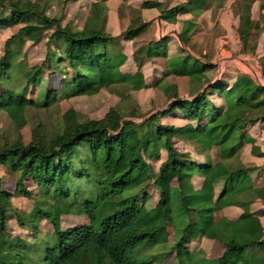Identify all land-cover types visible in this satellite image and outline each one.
Segmentation results:
<instances>
[{
    "label": "trees",
    "instance_id": "16d2710c",
    "mask_svg": "<svg viewBox=\"0 0 264 264\" xmlns=\"http://www.w3.org/2000/svg\"><path fill=\"white\" fill-rule=\"evenodd\" d=\"M108 1L93 4L84 22L76 26L72 22L64 25L63 17H50L47 3L0 0V30L22 25L6 41L0 60V111L7 113L16 132L27 125L31 108L49 109L56 101L94 96L102 90L126 98V93L151 87L141 71H122L127 57L121 53L120 38L108 31ZM208 1L186 0L190 8L184 11L193 20L184 23L183 44L192 40ZM214 1L219 9L227 2ZM239 1L246 8L240 30L246 45L252 29L264 31V14L255 22V0ZM184 7L166 10L163 3L146 2L134 11L158 10L163 19L170 20ZM260 9L264 12V0ZM149 27L143 19H136L123 37L133 40ZM49 31L53 33L46 41L44 62L34 67L18 62L27 42L38 43ZM167 43L168 39L142 48L137 59L168 58ZM168 61L170 71L165 77H189L190 98L180 97L177 88L163 78L156 85L171 100L169 107L140 123L125 120L119 109L112 108L102 120H76L48 144L41 143L40 131H35L28 145L21 140L0 143V166L16 174V194L32 199L26 186L31 179L41 195L34 210L22 214L12 209L14 196L3 190L0 178V264H155L161 256L149 255L147 250L165 241L169 225L175 230L172 250L180 263L264 264L259 255L264 250V210H253L257 202L264 205V186L255 185L254 169L239 160L247 146L254 157L264 159L256 140L246 134L248 127L264 124V86L246 76L232 86L223 80L213 82L214 66L191 54ZM47 72L61 76L60 86L49 85ZM18 75L24 79L20 90L14 83ZM32 91L36 98L31 97ZM179 114L190 124L183 128L161 124ZM177 138L191 144L204 156L202 161H195L192 152L178 150ZM163 151L167 159L155 172L147 160L160 159ZM196 176L204 179L199 190L192 181ZM151 187L159 193L154 208L147 206ZM230 207L242 210L238 220L216 219L218 211ZM63 215L84 216L88 224L64 231ZM11 219L31 236H13ZM39 219L52 226L49 239H41ZM201 238L221 243L223 256L209 260L201 255L204 251H192L191 242ZM140 249L142 255L133 257Z\"/></svg>",
    "mask_w": 264,
    "mask_h": 264
},
{
    "label": "rangeland",
    "instance_id": "374dc122",
    "mask_svg": "<svg viewBox=\"0 0 264 264\" xmlns=\"http://www.w3.org/2000/svg\"><path fill=\"white\" fill-rule=\"evenodd\" d=\"M20 0L21 4L27 2L46 4L47 14L50 17H63L64 24L68 22L74 23L76 26H80L86 16L90 13L93 4L100 0ZM139 4L141 2H150L149 0H127V3L122 5L120 0L110 2V6L117 12L119 20H114V23L109 20L110 32L112 35L120 36L124 34L130 21H135L138 17L143 18L144 21H149L152 18L161 17V13L158 10H142L140 13H136L134 10L140 8L131 7V2ZM155 3H163L167 10L179 8L186 0H153ZM261 0H255L252 6V15L255 22L260 21L261 10L259 8ZM259 2V3H258ZM258 3V4H257ZM122 5V6H121ZM180 5V6H179ZM121 6V7H120ZM179 6V7H178ZM245 5L239 0H227L223 8H218L216 2L209 6V10H206L202 18H212L209 22L204 19L200 25V32H197L194 38L184 45V49L205 62H210L214 66V70L211 73L217 80L228 82L230 85L235 82L239 77H251L259 85L264 86V31L252 29L250 31V39L248 44H243L241 40V19L245 15ZM145 14V16H143ZM130 18L129 22L123 20ZM180 18H189L182 14ZM228 23L230 30H225L223 20ZM259 18V19H258ZM221 19H223L221 21ZM258 19V20H257ZM159 23V22H158ZM132 25V23H131ZM130 25V26H131ZM153 25V24H152ZM22 25L15 26L11 29L0 30V60L4 56L5 43L13 35L17 34ZM53 33L49 31L41 37L40 42L33 43L28 41L27 44L21 49V54L18 57V62H26L30 67L41 65L47 53L46 41L47 38ZM174 34L168 29H159L158 24L155 21L150 32L146 36L138 39L134 42H123V48L121 50L126 57L127 61L123 67L124 72L134 73L142 71L148 78L151 87L144 89L138 93H126L125 97H121L116 93H112L107 90H102L99 94L94 96H82L72 99H65L54 102L49 109L31 108L27 113V125L20 131L16 132V129L12 125V120L4 111H0V143L6 141L21 140L25 145L30 144L33 141L35 131H40V141L43 144H48L54 140L60 133L63 132L68 125L74 123L76 120L79 122H88L92 120H102L112 108L119 109L125 120L142 122L152 115L166 110L171 100L167 97L164 91L157 86L158 78L162 77L163 68L166 66L165 60L152 61L141 64L140 61H135V54L141 47H147L146 45L152 41H156L161 38L162 35L171 36ZM170 38V37H169ZM172 38V37H171ZM174 38V37H173ZM174 40V39H172ZM174 43L172 42V49ZM176 53V49H173ZM137 56V55H136ZM139 56V55H138ZM142 57V56H141ZM161 74V76L159 75ZM46 76L49 77V85L53 88L60 86L62 82L61 76L52 75L49 76L48 72ZM168 81L177 86L179 96L182 98L190 97L191 88L188 78L169 77ZM15 85L19 90L24 86V79L21 75H18L15 80ZM121 91V89H119ZM34 91L30 92L33 94ZM128 96V97H127ZM36 98V94L31 96ZM220 101H217V103ZM68 114L70 118L67 117ZM136 116H140L137 118ZM161 124L166 126H176L183 128L190 124V122L179 116H169L161 121ZM246 134L251 135L256 140V145L264 152V124L263 122L257 123L255 126H250L246 129ZM176 146L182 153L192 152L193 159L197 162H201L204 156H200L195 151L194 147L183 139H176ZM251 146L245 147L239 153V160L247 167L253 168L251 172L252 180L256 186H264V159L256 158L251 153ZM214 154V153H213ZM167 159V153L163 151L160 159L149 158L147 161L152 165L155 172H158L162 163ZM0 178L2 179L3 190L12 194V209H17L22 214L29 215L35 207V201L41 196L38 186L31 180L26 181L27 189L32 193V199L22 195H17V176L13 171L7 170L0 166ZM197 190L200 189L202 180L196 176L192 180ZM177 182H173V186H177ZM148 194L151 196V200L147 206L154 208L159 202V193L155 187L148 189ZM254 212H261L264 210V205L261 202H257L253 206ZM237 215L229 211H218L216 213V219H229L232 220ZM61 224L63 230L68 228H76L85 226L88 224L86 217L75 215H63L61 217ZM37 225L41 230L39 234L42 240L49 239V234L52 233V226L44 220H37ZM264 226V224H263ZM9 232L13 236H31V233L21 229L15 219H11L9 223ZM175 230L172 225L167 227V237L162 244L149 248L147 254L161 256L159 261L155 264H184L180 263L181 259L178 258L177 253L172 250L174 245ZM33 238V237H31ZM164 237L161 238V240ZM192 251L202 250L205 253L201 254L209 260H218L225 252V249L218 241H209L206 239H199L191 242L189 245ZM142 249L133 252V257H140L142 255ZM260 257L264 259V250L260 251ZM185 262V261H184Z\"/></svg>",
    "mask_w": 264,
    "mask_h": 264
},
{
    "label": "crops",
    "instance_id": "0c3cea01",
    "mask_svg": "<svg viewBox=\"0 0 264 264\" xmlns=\"http://www.w3.org/2000/svg\"><path fill=\"white\" fill-rule=\"evenodd\" d=\"M112 0H109L107 3H106V5H107V7H108V9H109V20H111L113 23H114V20L116 21L117 19L119 20V16H120V12H119V16H117L116 14H117V12H114V10L112 9V7L110 6V2H111ZM113 1H115V0H113ZM121 2H122V0H120ZM150 2H154L155 3V1H153V0H149ZM146 2H148V1H146ZM146 2H141V3H137V4H134L135 2H131V7H133V8H140L141 9V7L146 3ZM213 3H215V1L214 0H209L208 1V3H207V6L205 7V9L203 10V13H202V15H201V17L200 18H198V21L196 22V24L199 26L197 29H195L193 32H192V38H194L195 37V35L197 34V32H200V34H202V31H200V25L203 23V21H204V19H206V21L207 22H209L210 21V19H212V18H202V16L205 14V13H207V11L206 10H209V6L211 7V4H213ZM259 3V2H258ZM257 3V4H258ZM122 5H124V3L122 2ZM121 5V6H122ZM182 5H185V7L182 9V10H179L178 11V14H177V16L175 17V18H171L170 20H167V19H163L162 17H160V18H158V16L156 17V18H152V19H150L148 22L147 21H144L145 23H147V24H150V27L147 29V31L146 32H144L143 34H141L139 37H137V38H135V39H133V40H130V39H125L124 37H123V35L128 31V29L130 28V25H131V23L132 22H134V21H130V25H129V27H128V29H127V31L124 33V34H122V35H120V36H116L115 35V37H117V38H120V45H121V47L123 48V42H134V41H137L138 39H141L142 37H144V36H146V34L148 33V32H150V30L152 29V27H153V25L155 24V21H156V23L158 24V28L161 30V29H168V30H170V31H172L174 34H171V36H164V35H162L161 36V38H159L158 40H154V41H152V42H150V43H148V44H146V45H149V46H151V45H153L154 43H157V42H162V41H166L167 39H168V43H167V45L166 46H164V49L166 50V52L168 53V58H165V57H163V56H161V57H154V58H152V59H149V58H147V57H141V61H140V59L138 60V61H140V63L142 64H144L145 63V61H148V62H152V61H160V60H165L166 61V66H165V68H163V71H162V74H163V76L162 77H160V78H158V79H163V78H167L166 80L168 81V79H169V77H172V76H175V77H180V78H188L189 79V83H190V78L189 77H181V76H177V75H169V76H167V77H165L166 76V74L170 71V67H169V58H174V57H178V56H185V55H188V54H190L189 52H188V50H185L184 49V45L185 44H183L182 42H181V39H180V35H181V33L183 32V29H184V23L185 22H187V21H192L193 20V18H192V15L191 14H189V13H187V12H185L184 10H187V9H189L190 8V5H189V3L188 2H184V3H182ZM181 5V6H182ZM120 6V7H121ZM180 6V5H179ZM178 6V7H179ZM259 8H260V4H259ZM173 9V8H172ZM172 9H170V8H168L167 10H172ZM175 9V8H174ZM177 9V8H176ZM261 10V9H260ZM116 13V14H115ZM182 14V16H184V15H186V16H188L189 18H180V15ZM261 14H264V12H262ZM143 16H145V14L143 15ZM253 17V16H252ZM137 19H143V18H137ZM226 19H228V18H225L224 20L223 19H221V21L223 20V25H225L224 26V29L225 30H230V28L228 27V23L227 22H225V20ZM259 19V18H258ZM257 19V20H258ZM123 20H125V21H127V22H129V20H131L130 18H125V19H122V21ZM255 20V19H254ZM159 22V23H158ZM69 23V22H68ZM67 23V24H68ZM63 24H64V21H63ZM67 24H64V25H67ZM153 24V25H152ZM108 31L110 32V25L108 26ZM111 33V32H110ZM114 36V35H113ZM170 37V38H169ZM172 37V38H171ZM174 37V38H173ZM172 39H174V40H172ZM172 42L174 43V48L173 49H176V53H175V51L172 49ZM149 46H147V47H149ZM186 46V45H185ZM147 47H141L140 49H138V51L136 52V54H135V61H136V58H137V53L139 52V50H141L142 48H147ZM137 55V56H136ZM198 59V58H197ZM199 60V59H198ZM200 62L201 63H204V64H208L207 62H205L204 60H200ZM136 63H138L137 61H136ZM124 67V66H123ZM123 67H122V71L124 72V70H123ZM137 72H139V71H137ZM137 72H134V73H130V74H136ZM142 72V71H141ZM124 73H126V72H124ZM143 73V72H142ZM144 74V73H143ZM160 76H161V74H159ZM145 76V75H144ZM145 78H146V81H147V83L149 84V81H148V78L145 76ZM219 80H221V78H219ZM215 81H217V79H215L214 78V80H213V82H215ZM235 82H236V80H235ZM235 82H233V84L235 83ZM168 83L171 85V86H174V87H176L177 88V86L175 85V84H172L170 81H168ZM233 84H229L230 86H232ZM190 88H191V84H190ZM181 97V96H180ZM190 97H187V98H185V99H189ZM195 178V177H194ZM194 178H193V180H194ZM201 180H202V184H203V181H204V179L203 178H201ZM194 184V183H193ZM202 184H201V187H202ZM195 185V184H194ZM200 187V188H201ZM196 188V187H195ZM225 211H229V212H231V213H236V217L235 218H233L232 220H238L239 218H240V216L242 215V210H240V209H238V208H235V207H230V208H226V209H224ZM224 210H222V211H224ZM261 222H262V224H264V217H261ZM264 227V226H263Z\"/></svg>",
    "mask_w": 264,
    "mask_h": 264
}]
</instances>
